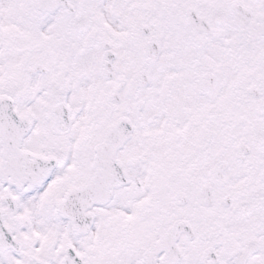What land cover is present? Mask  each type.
I'll list each match as a JSON object with an SVG mask.
<instances>
[{"label":"snow or ice","instance_id":"6c2138e0","mask_svg":"<svg viewBox=\"0 0 264 264\" xmlns=\"http://www.w3.org/2000/svg\"><path fill=\"white\" fill-rule=\"evenodd\" d=\"M0 264H264V0H0Z\"/></svg>","mask_w":264,"mask_h":264}]
</instances>
